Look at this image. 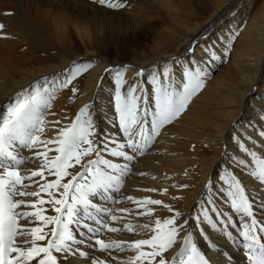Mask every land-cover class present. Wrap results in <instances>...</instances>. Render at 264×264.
<instances>
[{"label":"bare ground","instance_id":"6f19581e","mask_svg":"<svg viewBox=\"0 0 264 264\" xmlns=\"http://www.w3.org/2000/svg\"><path fill=\"white\" fill-rule=\"evenodd\" d=\"M132 1L131 7L118 11L96 0H0V24L4 25L0 30V109L6 108L17 93L30 89L35 83L47 79L58 86L76 63H91L92 67L76 77L72 84L55 93L45 119L60 123L47 124L42 138L53 139L61 127L72 122L81 107L91 105L98 138H115L124 143L128 137L118 127L114 108L117 69L127 66L124 72L127 83L142 84L151 74H159L164 68H171L178 78H182L184 67L192 71L206 70L203 88L179 117L157 129L158 134L142 152L125 149L134 156L132 161L104 153L105 158L114 163L128 164L130 171L123 177L119 191L111 194L112 201L96 198L94 202L121 217L112 221L109 215L101 214L110 227L119 229L128 223L154 225L157 218L161 221L170 218L174 212L163 204L170 205L181 213L178 223L188 221L185 231L192 234L193 242L208 264H249L245 242L239 235L244 221L223 195L221 190L226 185L221 177L229 171L237 176L254 204L257 219L264 221V183L250 175L253 157L238 146L244 142L264 158V136L260 135L264 131V0H210V6L188 7L186 14L176 6L175 0ZM185 1L187 6L197 3V0ZM182 17L187 27L180 26L178 20ZM200 28L204 32L195 35ZM176 31L183 37L171 40ZM119 34L130 38H118ZM169 34L173 37H168ZM146 38L148 41L141 44L148 47L152 41L155 48L140 61H109L105 56L109 46L114 47L123 40L135 42ZM182 43L181 49H177ZM212 52L219 58L213 59ZM214 70L217 72L211 79L209 74ZM140 72L143 75H137ZM145 87L151 91L149 85ZM72 88L78 91L73 93ZM35 150L20 151L25 157L22 172L40 167L38 160L29 159ZM55 154L49 153L50 156ZM93 158L94 154L84 160ZM241 159L245 160L244 165L239 164ZM68 171L74 175L81 171V166L76 165ZM45 175L48 180L55 179ZM70 178L66 177L63 182ZM27 191H36V186ZM210 195L222 215L212 211L213 205L208 203ZM41 196L48 199L45 193ZM146 197L161 200L163 204L138 206L135 202ZM24 199L34 201L38 198ZM42 207L48 209L44 214L56 215L50 205ZM205 208L216 228L203 219ZM149 209L151 215L138 214ZM87 223L91 227L98 226L93 221ZM74 234L80 241L74 245L76 254H58L59 264H92L93 259L98 264L100 261L130 264L129 258L136 255L134 250L103 251L95 240L131 242L152 235L137 228L117 232L101 229L92 236L82 227H76ZM257 235L264 238V232L258 231ZM180 246L182 241L178 240L168 249L164 253L166 260L170 262ZM145 250L150 249L145 246Z\"/></svg>","mask_w":264,"mask_h":264},{"label":"snow or ice","instance_id":"6c2138e0","mask_svg":"<svg viewBox=\"0 0 264 264\" xmlns=\"http://www.w3.org/2000/svg\"><path fill=\"white\" fill-rule=\"evenodd\" d=\"M96 2L113 9L125 6L120 0ZM3 28L4 25L0 24V30ZM211 55L213 59L219 58L215 52ZM91 67V63H76L58 86L55 82L50 84L47 79L43 83L37 82L30 89L17 93L6 108L0 109V264H59L58 254H76L74 245L80 242L74 234L76 227L86 229L92 236L97 235L101 229L117 232L139 228L152 233L148 239L131 242L95 240V244L103 251L134 250L136 255L129 258L130 264H208L197 244L193 242L192 234L185 231L188 221L178 223L177 218L181 217V213L173 210L170 205L163 204L161 200L146 197L135 202L138 206L163 204L170 212H174L173 216L163 221L157 218L154 225L124 224L123 229L110 227L101 214L109 215L112 221L121 217L112 215L111 209L94 202L96 198L112 201L111 194L119 191L123 177L130 171L128 164L114 163L113 160L105 158L104 153L132 161L134 156L125 149H131L133 153L142 152L152 137L158 134L157 129L179 117L203 88V77L207 75V71L201 68L192 71L184 67L182 78H178L174 76L171 68H164L159 74H151V78L142 84L136 81L127 83L124 77L127 66H123L115 71L114 108L118 127L128 137L126 142H117L115 138H98L94 117L90 112L91 105L81 107L72 122L61 127L53 139L42 138L47 124L60 123L58 120L50 122L45 119L55 93L60 88H67L76 77ZM137 75H143V72ZM145 84L150 86V92ZM76 91V88H72L73 93ZM260 135L264 136V131ZM137 137L142 139L137 140ZM238 146L253 157L254 167L250 175L264 183V158L250 150L244 142H240ZM39 148L43 150H35ZM22 149L35 150L29 159L40 162L38 169L27 170L26 173L21 171L25 162V157L20 154ZM52 152L56 154L50 156L49 153ZM93 154L95 158L84 160ZM239 164L244 165L245 160L241 159ZM76 165L81 166V171L73 175L68 169ZM45 173L55 179L48 180ZM69 176L71 178L63 182ZM37 177L39 179H35ZM221 180L226 185L221 190L223 195L244 221L239 235L245 242L249 264H264V242H261L264 238L257 235L258 231L264 232V221L257 219L249 194L233 172H227ZM34 185L36 191H27ZM42 193L47 194V200L41 196ZM24 197L38 199L26 201ZM127 199L134 200L133 197ZM208 203L213 205L212 211L222 215L217 211L216 202L211 195ZM45 204L50 205L56 215L44 214L48 211L42 207ZM28 208L32 210H24ZM138 214L152 213L149 209L146 213ZM203 219L216 228L217 225L206 208L203 209ZM21 221L26 223L22 224ZM87 221H93L98 226L91 227ZM178 240L182 241V246L169 262L164 253ZM44 241L46 243H42ZM145 246L150 250H145ZM92 264H98L97 260L93 259ZM99 264H104V261Z\"/></svg>","mask_w":264,"mask_h":264},{"label":"rangeland","instance_id":"374dc122","mask_svg":"<svg viewBox=\"0 0 264 264\" xmlns=\"http://www.w3.org/2000/svg\"><path fill=\"white\" fill-rule=\"evenodd\" d=\"M91 1H95V0H91ZM175 1L177 2L176 6L182 8V11H183L184 14H186L188 7H196L197 8L199 6L201 9H203V8L211 5V1L210 0H197V3H193L191 6H187L185 0H175ZM122 2L125 4V6L123 8H119V9H115V10L120 11V10L126 8L127 6L131 7L132 4H130V3H133L132 0H123ZM188 21H189V19H188ZM178 22L180 23V26H182V25L184 27L188 26V23L185 22V17L180 18L178 20ZM191 22L192 21L190 20V24H191ZM202 27H205V26H202ZM177 32L178 31L172 33L174 35V37L171 36V34H169L168 37H173V38H170L171 40L174 39V38L175 39L176 38H182L183 36H181L180 33L177 34ZM203 32H204L203 28H200V29H198L195 32V35L199 36ZM108 33H110V32H108ZM114 35H115V33H114ZM121 36H124L125 38H130V37H126L125 35H120V34L117 35L118 38H120ZM189 36H190V34H189ZM155 38H156V36H155ZM157 38H159V37H157ZM139 40H137L138 42L137 41L134 42L132 40H123L119 44L116 43L114 45V47L109 46L108 50L105 53L106 58L109 61H115V60L116 61H124V60H131V61H138L139 60L140 61L143 57H145L147 55L148 56L150 55V52H151V50L153 48H155V45L152 43V41H150L149 42V46L146 47V46H143L141 43H144V41L147 42L148 38H146L145 40L142 39L143 42L139 41ZM182 45H183V43L181 45H179V47L177 49H181ZM227 57H228V55H227ZM221 66H223V65H220V67ZM220 67H218V68H220ZM217 70L216 71L214 70L213 72H210L209 77L211 79L214 76V74L217 72ZM86 245L88 246L89 244H86Z\"/></svg>","mask_w":264,"mask_h":264}]
</instances>
